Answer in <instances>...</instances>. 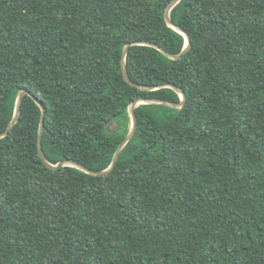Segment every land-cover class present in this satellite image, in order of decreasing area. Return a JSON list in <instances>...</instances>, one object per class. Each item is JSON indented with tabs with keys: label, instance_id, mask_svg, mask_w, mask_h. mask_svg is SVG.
<instances>
[{
	"label": "trees",
	"instance_id": "obj_1",
	"mask_svg": "<svg viewBox=\"0 0 264 264\" xmlns=\"http://www.w3.org/2000/svg\"><path fill=\"white\" fill-rule=\"evenodd\" d=\"M0 0V264H264V0ZM112 121L118 130L106 124Z\"/></svg>",
	"mask_w": 264,
	"mask_h": 264
},
{
	"label": "water",
	"instance_id": "obj_2",
	"mask_svg": "<svg viewBox=\"0 0 264 264\" xmlns=\"http://www.w3.org/2000/svg\"><path fill=\"white\" fill-rule=\"evenodd\" d=\"M181 0H173L169 6L167 7L166 11H165V19L167 21V23L173 27H175L177 30H179L182 34L185 35L186 37V40H187V44L185 46V48L182 50V52L178 55H173V54H170L168 52H166L163 48L157 46V45H154V44H149V43H137V42H134V43H130V44H127L124 48V52H123V58H122V67H123V74H124V77L126 78V80L133 86H136L138 88H141V89H147V90H150V91H153V90H157L161 87H169V88H172L174 89L176 92H178L180 95H181V99H182V102L179 103V104H176V103H173V102H168V101H164V100H157V99H154V100H147V99H138V100H135L134 102H132V104L130 105V117H131V128H130V131H129V134L128 136L126 137L125 140L122 141V143L119 145V147L117 148V151L115 153V156H114V159H113V162L112 164L110 165V167L104 171H93V170H90L86 167H84L83 165H81L80 163L78 162H75V161H69V160H64V161H61L59 162L58 164L56 165H53L51 163H49L44 155V151H43V144H42V139H43V135H44V130H45V121H44V117H45V113H46V108L44 106V104L41 102V101H36L38 103V105L40 106V108L42 109V119H41V125H40V129H39V137H38V146H39V154H40V157L42 158V160L46 163V165L51 168V169H58L60 167H65V166H72V167H76L84 172H87L88 174H91V175H94V176H99V175H107L109 174L113 169L114 167L116 166V163L119 159V155H120V152L121 150L132 140V138L134 137L135 133H136V130H137V117H136V108L141 105V104H165V105H168V106H171V107H175V108H182L185 104V100H186V95L185 93L178 89L177 87L173 86V85H164V86H157V87H146V86H142V85H138L136 83H134L130 77H129V74H128V70H127V66H126V56H127V53H128V50L131 46L133 45H136V44H145V45H150V46H153L155 48H157L158 50H160L161 52H163L165 55H167L168 57H170L171 59H174V60H177L179 59L182 55L186 54L190 48H191V42H190V37L189 35L181 28L175 26V24L171 21V18H170V12L171 10L180 2ZM29 92L27 90H23L19 93V96H18V99H17V104H16V109H15V114H14V117L12 119V121L10 122L8 128L5 130V132H3L1 135H0V139L8 136L9 132L16 126L18 120H19V117H20V114H21V105H22V101H23V98L25 95H28ZM112 124V121L108 122L106 124V128Z\"/></svg>",
	"mask_w": 264,
	"mask_h": 264
},
{
	"label": "rangeland",
	"instance_id": "obj_3",
	"mask_svg": "<svg viewBox=\"0 0 264 264\" xmlns=\"http://www.w3.org/2000/svg\"><path fill=\"white\" fill-rule=\"evenodd\" d=\"M111 127L112 131H116L118 130V125L116 123H112L111 125H109Z\"/></svg>",
	"mask_w": 264,
	"mask_h": 264
}]
</instances>
